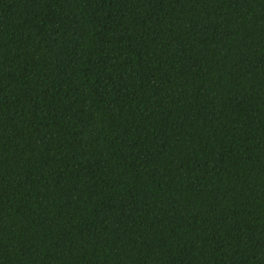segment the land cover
Masks as SVG:
<instances>
[{
  "label": "trees",
  "instance_id": "obj_1",
  "mask_svg": "<svg viewBox=\"0 0 264 264\" xmlns=\"http://www.w3.org/2000/svg\"><path fill=\"white\" fill-rule=\"evenodd\" d=\"M0 264H264V0H0Z\"/></svg>",
  "mask_w": 264,
  "mask_h": 264
}]
</instances>
